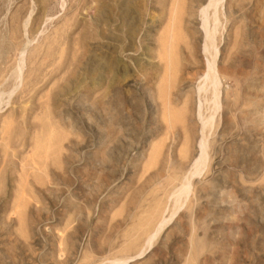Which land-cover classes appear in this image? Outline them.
Segmentation results:
<instances>
[{"label": "rangeland", "instance_id": "rangeland-1", "mask_svg": "<svg viewBox=\"0 0 264 264\" xmlns=\"http://www.w3.org/2000/svg\"><path fill=\"white\" fill-rule=\"evenodd\" d=\"M102 1L0 0V264H264V0L216 4V55L206 0H104L96 21ZM237 42L202 129L206 59Z\"/></svg>", "mask_w": 264, "mask_h": 264}, {"label": "bare ground", "instance_id": "bare-ground-1", "mask_svg": "<svg viewBox=\"0 0 264 264\" xmlns=\"http://www.w3.org/2000/svg\"><path fill=\"white\" fill-rule=\"evenodd\" d=\"M102 1V0H101ZM220 0H206V1H204V3L202 2V1H200L199 0V2H202V4L200 5V7H202L201 8V10L199 11V17H200V20H201V24H200V27H201V29L203 30V46H202V51L205 53V52H207L210 48L209 47H212V48H214V51H215V54L214 55H216V49H215V47H214V44H213V38H214V34H216L217 35V33L215 32V30H216V27L218 26L217 24H218V20H219V18H220V16L218 17V11H219V8L220 7H222V5L220 4V6H219V8L217 9V3L219 2ZM104 2V0L102 1V3ZM102 3H101V5H102ZM100 4V3H99ZM104 4L105 3H103V7H102V9H101V7L99 8L98 7V9L99 10H101L99 13H98V16H96V21H99V19L100 18H105L106 16L108 17V11H109V9H107V7L105 8L104 7ZM230 4V3H229ZM225 9V8H224ZM113 10V9H112ZM218 10V11H217ZM225 12V11H224ZM109 13H110V11H109ZM140 14V13H139ZM219 14H220V12H219ZM224 14H226V12L224 13ZM229 14V13H228ZM97 15V14H96ZM222 16V15H221ZM226 16H227V14H226ZM242 16V15H241ZM230 17V16H229ZM103 18V19H104ZM264 18V17H263ZM223 20V19H222ZM96 21H94L95 23H97ZM264 21V20H263ZM259 22V21H258ZM262 21H260V23H261ZM94 24V23H93ZM221 24V23H220ZM225 24V23H224ZM260 25H262L263 26V23L262 24H260ZM220 27V26H219ZM256 28V27H255ZM254 28V29H255ZM264 28V27H263ZM218 29V28H217ZM196 31H197V29H195ZM260 30V29H259ZM258 31V30H257ZM263 31H264V29H263ZM259 32H262V30L261 31H259ZM168 33V32H167ZM251 33V32H250ZM264 33V32H263ZM129 34H132L133 35V32L132 33H129ZM169 34V33H168ZM258 34V33H257ZM262 34V33H261ZM261 34H259V35H261ZM239 35H241V34H239ZM264 35V34H263ZM167 36H170V35H167ZM219 36H221V35H219ZM242 36V35H241ZM199 37H201V35L199 36ZM260 37V39H261V36H259ZM168 38V37H167ZM240 38V37H239ZM226 39V38H225ZM233 39L235 40V38L233 37ZM200 40V39H199ZM198 40V41H199ZM231 40V39H230ZM250 40V39H249ZM248 40V41H249ZM240 41V40H239ZM261 41V40H260ZM264 41V40H263ZM256 42V41H255ZM169 45L168 46H165V43H163L164 44V46L163 47H161V48H166L168 51L167 52H169V54H167L168 56H170V60H171V63H172V59H171V55H170V53H173L172 52V48H174L175 46L174 45H172V43H174L175 44V42H173V41H171L170 39H169ZM238 43V42H237ZM253 43V42H252ZM264 43V42H263ZM27 44V43H26ZM162 44V45H163ZM167 44V43H166ZM245 44H247L246 42H245V40H244V46H245ZM261 45V44H260ZM259 45V46H260ZM263 45V44H262ZM171 46H172V48H171ZM244 46L243 45H241L240 44V42L237 44V45H235L234 47H233V49H231L230 50V48L228 49V50H230L229 52H228V54H227V57H226V53H221V54H224L225 56L223 57V58H227V60H224V62L225 61H227V62H225L226 63V65L224 66H219V64H218V62H216L217 64L215 65V57H213L211 60H208V59H206V63L204 64V69H205V71L203 72V77H204V79H205V87H204V90H203V96H204V94H205V100H207V101H209L210 102V106H209V108L212 110L211 111V114H210V116L206 119V122L205 123H203V125H202V129L204 128V127H207V126H209L211 123H210V119L212 118V114H213V112L215 111V110H217L218 108H219V106L220 107H222L223 105H222V103H220L219 104V93H221V91H219V86H220V84H221V78L223 79V78H230V77H232L234 74L232 73L233 72V69L235 70V68H236V61L238 62V61H240L241 59H242V57H244L245 55H246V53H247V51H243L242 49L244 48ZM247 46V45H246ZM264 46V45H263ZM242 47V48H241ZM227 48V47H226ZM24 49V48H23ZM163 50V49H162ZM171 51V52H170ZM213 51V50H212ZM23 52V51H22ZM220 52H221V50H220ZM200 53V52H199ZM203 53V54H204ZM244 53H245V55H244ZM260 53V52H259ZM177 54V53H176ZM208 54V53H207ZM255 54H256V52H255ZM163 55V54H162ZM205 55V54H204ZM167 56V58H168V60H169V57ZM23 57V56H22ZM144 57V56H143ZM164 57H166V53H165V56ZM260 57H261V53H260ZM264 57V56H263ZM222 58V59H223ZM246 58V57H245ZM258 58V57H257ZM22 59V58H21ZM161 59H164V58H162V56H161ZM263 59V58H262ZM23 60V59H22ZM22 60L20 61V65H18V67H17V70H16V73H17V76L19 77V75H20V70H21V68H22ZM169 60V61H170ZM247 60V59H246ZM162 61V60H161ZM166 61V60H165ZM218 61V60H217ZM222 61V60H221ZM223 62V61H222ZM221 62V63H222ZM256 62H258L257 60H256ZM163 63H164V61H163ZM170 63V62H169ZM171 63H170V65H168L167 63H164V67H169V66H171ZM258 63H260V62H258ZM18 64V63H17ZM240 64H241V62H240ZM242 64H243V61H242ZM245 64V63H244ZM246 64L248 65V63H247V61H246ZM239 65V64H238ZM262 66H264V65H262ZM245 67V66H244ZM140 68V67H139ZM171 68V67H170ZM262 69H264L263 67H261ZM165 69V68H164ZM169 69V68H168ZM239 69H240V67H239ZM262 69H260L261 71H262ZM240 70H242V69H240ZM243 70H245V69H243ZM260 72V71H259ZM264 72V71H263ZM262 72V73H263ZM115 73V72H114ZM169 72H167V74H168ZM237 74H238V72H237ZM240 74V73H239ZM244 74V73H243ZM245 74H247V73H245ZM253 75V74H252ZM260 75V74H259ZM258 76V75H257ZM228 78V79H229ZM257 79V78H256ZM69 81V80H68ZM67 81V82H68ZM252 81V80H251ZM257 81V80H256ZM255 81V82H256ZM254 82V81H253ZM203 83V82H202ZM74 84V83H73ZM251 84V83H250ZM249 85V84H248ZM202 87V86H201ZM256 87V86H255ZM246 88V87H245ZM258 88V87H257ZM140 89V88H139ZM249 89V88H248ZM198 90V89H197ZM228 91V90H227ZM250 91V90H249ZM248 91V92H249ZM108 92V91H107ZM224 92V91H223ZM248 92H247V94H248ZM252 93H253V91H252ZM256 93H257V91H256ZM4 94V93H3ZM0 95H2L1 93H0ZM225 96H227L226 95V93H225ZM224 96V97H225ZM259 97V96H258ZM226 98V97H225ZM255 98H257V95H256V97ZM254 98V99H255ZM228 98H226V100H227ZM251 99H252V97H251ZM2 100V99H1ZM261 100V99H260ZM259 100V101H260ZM222 101V100H221ZM250 101V100H249ZM257 101V100H256ZM225 102V101H224ZM258 102V101H257ZM262 102V101H261ZM252 103V102H251ZM226 104V103H225ZM254 104V103H253ZM201 106V105H200ZM251 106V105H250ZM257 106V105H256ZM199 107V106H198ZM222 109H223V107H222ZM255 111H256V109H255ZM254 111V112H255ZM250 112V111H249ZM198 113V112H197ZM225 112H224V110H222V114H224ZM227 113V112H226ZM259 112H255V114H258ZM221 114V115H222ZM254 114V115H255ZM198 115V114H197ZM226 115V114H225ZM251 115V114H250ZM256 116V115H255ZM183 117V116H182ZM223 117V116H222ZM221 117V118H222ZM227 117V116H226ZM225 117V118H226ZM259 117V116H258ZM255 118V117H254ZM255 121H256V119H254ZM260 120V119H259ZM225 122V121H224ZM257 122V121H256ZM230 124V123H229ZM201 129V130H202ZM174 136V135H173ZM183 136V135H182ZM204 140L202 139V140H200V142H199V153H198V156L195 158V160L192 162V165H191V167H190V170L188 171V173H187V175H184V179H182L183 180V182L181 183V185H180V188H178L177 190H175L174 192H173V195H174V202H173V204H174V206H173V208L171 209V211H170V214L168 215V217L167 218H165L164 216H162L161 215V217L159 218V220H158V222H157V224L155 225V227H154V229L146 236V241H145V247H148V246H150L153 242V238H155L156 236H157V234L161 231V229L164 227V226H166L167 224V222L172 218V216L173 215H175V213H176V211L178 210V209H181L180 207H181V205H183L182 203H183V199L186 197V195H187V192L189 191V187H190V182H191V180L194 178V176H196L198 173H199V171H200V168L204 165V162H205V154H204ZM178 160V159H177ZM184 167V166H183ZM186 174V173H185ZM196 178V177H195ZM179 186V185H178ZM200 190V189H199ZM218 191V190H217ZM217 195V194H216ZM180 197H183V198H180ZM180 199H182V200H180ZM158 203V202H157ZM161 208V207H160ZM256 211V210H255ZM169 213V212H168ZM140 214H142V213H140ZM228 221V220H227ZM231 223V222H230ZM249 223V222H248ZM146 231V230H145ZM148 233V232H147ZM134 236V235H133ZM215 238V237H214ZM142 242V241H141ZM123 252V251H122ZM142 251L139 249V251L134 255V256H136V255H138V254H140ZM132 257H130V258H125V259H122V260H120V259H114V260H112V261H110V263L112 264V263H117V264H125L126 263V261L127 260H129V259H131Z\"/></svg>", "mask_w": 264, "mask_h": 264}]
</instances>
